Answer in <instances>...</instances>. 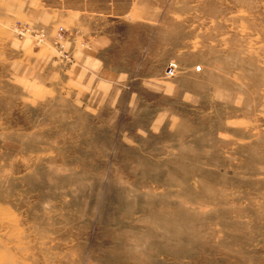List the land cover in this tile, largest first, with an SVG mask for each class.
Returning <instances> with one entry per match:
<instances>
[{
	"label": "rangeland",
	"instance_id": "obj_1",
	"mask_svg": "<svg viewBox=\"0 0 264 264\" xmlns=\"http://www.w3.org/2000/svg\"><path fill=\"white\" fill-rule=\"evenodd\" d=\"M99 1L0 0V264H264V0Z\"/></svg>",
	"mask_w": 264,
	"mask_h": 264
},
{
	"label": "built area",
	"instance_id": "obj_2",
	"mask_svg": "<svg viewBox=\"0 0 264 264\" xmlns=\"http://www.w3.org/2000/svg\"><path fill=\"white\" fill-rule=\"evenodd\" d=\"M14 32L19 36L25 37L29 36L37 43H44L47 36L44 29L41 28H32L27 25L23 26H15ZM77 37L75 35L68 34L63 28H58L51 38L50 45L55 49L56 53L59 55L61 61L65 63H70L71 55L66 51V46L68 42L70 43H77ZM166 74L168 76H173L174 74V67L170 64L167 68Z\"/></svg>",
	"mask_w": 264,
	"mask_h": 264
},
{
	"label": "crops",
	"instance_id": "obj_3",
	"mask_svg": "<svg viewBox=\"0 0 264 264\" xmlns=\"http://www.w3.org/2000/svg\"><path fill=\"white\" fill-rule=\"evenodd\" d=\"M66 1H69L70 6L67 7L71 8V13L76 16L75 19H77V17L79 18L77 23L78 30L81 31L85 28V30L87 29L86 30L87 32H90L89 31L90 28L93 29L91 26L93 25L94 22L92 24L91 22L94 20L92 16L95 15L94 12L96 9V2H95L96 0H66ZM111 2H112L111 0L99 1L98 4L99 7L103 9L102 11L103 13H106V11H108L109 9L111 10ZM89 24H91L90 27L87 26Z\"/></svg>",
	"mask_w": 264,
	"mask_h": 264
}]
</instances>
